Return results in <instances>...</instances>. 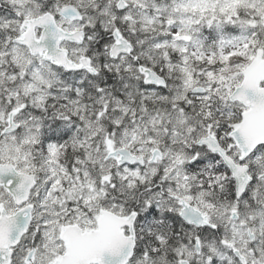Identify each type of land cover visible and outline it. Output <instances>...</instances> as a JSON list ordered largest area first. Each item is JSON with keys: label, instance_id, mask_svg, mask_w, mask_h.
Instances as JSON below:
<instances>
[{"label": "snow or ice", "instance_id": "snow-or-ice-1", "mask_svg": "<svg viewBox=\"0 0 264 264\" xmlns=\"http://www.w3.org/2000/svg\"><path fill=\"white\" fill-rule=\"evenodd\" d=\"M0 264H264V0H0Z\"/></svg>", "mask_w": 264, "mask_h": 264}]
</instances>
